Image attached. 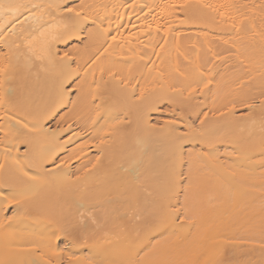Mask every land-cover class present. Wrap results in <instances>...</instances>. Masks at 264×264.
I'll use <instances>...</instances> for the list:
<instances>
[{"label":"bare ground","instance_id":"bare-ground-1","mask_svg":"<svg viewBox=\"0 0 264 264\" xmlns=\"http://www.w3.org/2000/svg\"><path fill=\"white\" fill-rule=\"evenodd\" d=\"M0 3V264H264V0Z\"/></svg>","mask_w":264,"mask_h":264},{"label":"snow or ice","instance_id":"snow-or-ice-1","mask_svg":"<svg viewBox=\"0 0 264 264\" xmlns=\"http://www.w3.org/2000/svg\"><path fill=\"white\" fill-rule=\"evenodd\" d=\"M14 7H17V6H13V5H4L3 3H0V9H3V8H7L9 11H12ZM73 11V9L71 8H68V12L71 13ZM77 16L80 15V13H76ZM65 55L67 56L68 54L65 53ZM5 69H0V73L4 72ZM68 88H71V85H68ZM67 90V89H65ZM11 203V201H10ZM262 247H264V244H262Z\"/></svg>","mask_w":264,"mask_h":264}]
</instances>
